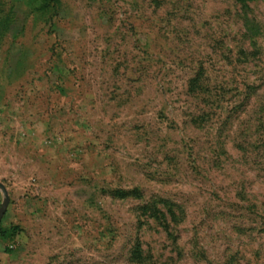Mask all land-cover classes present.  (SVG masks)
Instances as JSON below:
<instances>
[{
	"label": "rangeland",
	"instance_id": "rangeland-1",
	"mask_svg": "<svg viewBox=\"0 0 264 264\" xmlns=\"http://www.w3.org/2000/svg\"><path fill=\"white\" fill-rule=\"evenodd\" d=\"M263 101L264 0H0V264H264Z\"/></svg>",
	"mask_w": 264,
	"mask_h": 264
},
{
	"label": "trees",
	"instance_id": "trees-1",
	"mask_svg": "<svg viewBox=\"0 0 264 264\" xmlns=\"http://www.w3.org/2000/svg\"><path fill=\"white\" fill-rule=\"evenodd\" d=\"M237 3L244 6L247 1L250 0H235ZM35 7V6H34ZM243 25L245 28V32L247 35H254L258 32L255 26L251 25L248 22V19H243ZM191 89L197 88V86H190ZM251 86H248V89H251ZM254 89V88H253ZM264 102V101H263ZM264 104H259L258 108L260 109V114L257 115L256 122L257 125H251L250 122L246 121L247 118H243L238 123V128L240 129V133L238 137V141H236L235 145L238 146L242 153L239 154V158L242 162H244V170H242L244 177H249V174L253 177L264 179V113H263ZM248 119L251 116V113H247ZM250 119H252L250 117ZM253 120V119H252ZM261 203H263V200ZM149 210L148 208H146ZM154 209V208H153ZM264 212V211H263ZM152 217L158 219L160 212L156 211V209L151 210ZM163 218V215H161ZM264 218V215L263 217ZM165 222V220L163 221ZM163 224V223H162ZM164 227H168V223H164Z\"/></svg>",
	"mask_w": 264,
	"mask_h": 264
},
{
	"label": "water",
	"instance_id": "water-1",
	"mask_svg": "<svg viewBox=\"0 0 264 264\" xmlns=\"http://www.w3.org/2000/svg\"><path fill=\"white\" fill-rule=\"evenodd\" d=\"M0 190L2 191L3 196H4V203H3L2 208L0 209V216H1L2 212L4 211L5 205L7 203V192L2 183H0Z\"/></svg>",
	"mask_w": 264,
	"mask_h": 264
}]
</instances>
